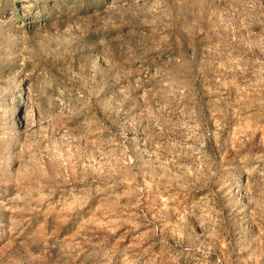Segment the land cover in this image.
Instances as JSON below:
<instances>
[{
  "label": "rangeland",
  "instance_id": "obj_1",
  "mask_svg": "<svg viewBox=\"0 0 264 264\" xmlns=\"http://www.w3.org/2000/svg\"><path fill=\"white\" fill-rule=\"evenodd\" d=\"M0 264H264V0H0Z\"/></svg>",
  "mask_w": 264,
  "mask_h": 264
}]
</instances>
